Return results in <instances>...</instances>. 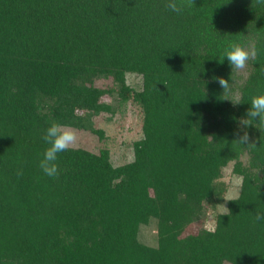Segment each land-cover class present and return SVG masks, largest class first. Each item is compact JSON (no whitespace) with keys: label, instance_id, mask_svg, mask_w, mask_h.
<instances>
[{"label":"trees","instance_id":"1","mask_svg":"<svg viewBox=\"0 0 264 264\" xmlns=\"http://www.w3.org/2000/svg\"><path fill=\"white\" fill-rule=\"evenodd\" d=\"M166 2L0 0V264H264V131L241 123L264 94V4L194 0L177 14ZM232 42L257 53L233 73L220 61ZM106 96L139 108L132 160L71 147L46 176L44 131L102 140ZM244 132L255 147L236 141ZM229 166L241 183L225 201ZM224 203L207 229V207Z\"/></svg>","mask_w":264,"mask_h":264},{"label":"rangeland","instance_id":"2","mask_svg":"<svg viewBox=\"0 0 264 264\" xmlns=\"http://www.w3.org/2000/svg\"><path fill=\"white\" fill-rule=\"evenodd\" d=\"M110 79H101L95 82V85L100 88H106L111 85ZM127 83L133 87L138 86L139 78L128 75ZM105 101L115 109V114L111 116L108 113H103L95 118V127L104 131V137L100 140L97 136L86 132L74 130L77 134V141L73 147H81L91 152H98L103 148L110 151V160L114 166L132 160V143L141 138V115L139 108L131 102L126 103L125 107H117L112 98L104 97ZM223 181L227 185V191L224 195V200L234 199L239 194L241 180L239 177L231 174V166L223 171ZM208 206V204H206ZM226 211L225 203L216 206L214 209L207 207L205 216V227L207 229L214 228L215 216ZM154 228H146L142 231V238L147 239V242L153 244Z\"/></svg>","mask_w":264,"mask_h":264},{"label":"clouds","instance_id":"3","mask_svg":"<svg viewBox=\"0 0 264 264\" xmlns=\"http://www.w3.org/2000/svg\"><path fill=\"white\" fill-rule=\"evenodd\" d=\"M256 3L264 4V0H255ZM194 0H167L165 7L177 14H181L186 7H191ZM256 51L246 49L239 43L232 42L224 50L223 56L220 58L221 63L227 58L233 71L243 70L247 67L249 60H255ZM219 85L223 88V99L231 100L233 105H239L238 99H231L232 89L229 80L223 77H214ZM251 107L247 111V118L241 121L242 125H252L253 121H256L262 127L259 128L264 131V94L256 95L251 98ZM43 141L48 145L42 154V158L39 160L38 167L48 177L58 178L60 175V169L57 164L58 155L62 152L69 150L73 147L77 141V134L70 127L62 125L58 122H52L50 126L44 131L42 135ZM249 135L244 132L239 137L240 144L247 145L249 147H255L254 142H249ZM18 176L23 175V170L17 172ZM264 221V210H257L254 216V223Z\"/></svg>","mask_w":264,"mask_h":264}]
</instances>
